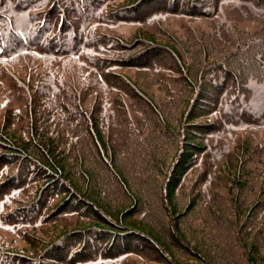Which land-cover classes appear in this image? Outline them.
<instances>
[{
	"label": "trees",
	"instance_id": "16d2710c",
	"mask_svg": "<svg viewBox=\"0 0 264 264\" xmlns=\"http://www.w3.org/2000/svg\"><path fill=\"white\" fill-rule=\"evenodd\" d=\"M0 89V264H264V0H0Z\"/></svg>",
	"mask_w": 264,
	"mask_h": 264
},
{
	"label": "rangeland",
	"instance_id": "374dc122",
	"mask_svg": "<svg viewBox=\"0 0 264 264\" xmlns=\"http://www.w3.org/2000/svg\"><path fill=\"white\" fill-rule=\"evenodd\" d=\"M118 28H120L119 30L122 29V30H125L127 32V31H129L131 29V26H130V24L125 23L124 25L118 26ZM0 91H2V90L0 89ZM16 91H18V90L16 89Z\"/></svg>",
	"mask_w": 264,
	"mask_h": 264
}]
</instances>
